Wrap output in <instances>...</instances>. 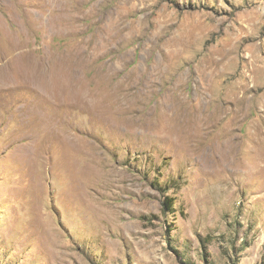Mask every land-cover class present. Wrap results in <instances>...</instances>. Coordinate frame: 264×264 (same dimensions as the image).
<instances>
[{"label":"rangeland","instance_id":"rangeland-1","mask_svg":"<svg viewBox=\"0 0 264 264\" xmlns=\"http://www.w3.org/2000/svg\"><path fill=\"white\" fill-rule=\"evenodd\" d=\"M0 264H264V0H0Z\"/></svg>","mask_w":264,"mask_h":264},{"label":"trees","instance_id":"trees-1","mask_svg":"<svg viewBox=\"0 0 264 264\" xmlns=\"http://www.w3.org/2000/svg\"><path fill=\"white\" fill-rule=\"evenodd\" d=\"M170 205H173V203H170ZM169 209H171V208H169Z\"/></svg>","mask_w":264,"mask_h":264}]
</instances>
